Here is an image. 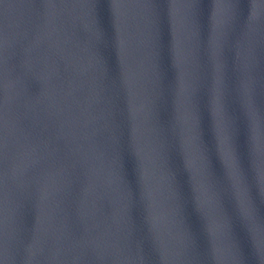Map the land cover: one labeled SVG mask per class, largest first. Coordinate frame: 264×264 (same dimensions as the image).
Listing matches in <instances>:
<instances>
[{"label": "water", "instance_id": "obj_1", "mask_svg": "<svg viewBox=\"0 0 264 264\" xmlns=\"http://www.w3.org/2000/svg\"><path fill=\"white\" fill-rule=\"evenodd\" d=\"M0 264H264V0H0Z\"/></svg>", "mask_w": 264, "mask_h": 264}]
</instances>
